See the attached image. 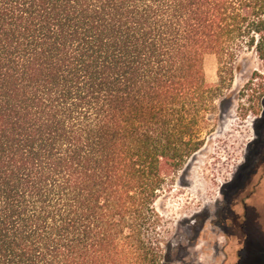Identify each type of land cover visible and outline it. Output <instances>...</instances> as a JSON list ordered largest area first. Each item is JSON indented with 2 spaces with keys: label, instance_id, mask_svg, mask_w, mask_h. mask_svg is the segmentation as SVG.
I'll use <instances>...</instances> for the list:
<instances>
[{
  "label": "trees",
  "instance_id": "16d2710c",
  "mask_svg": "<svg viewBox=\"0 0 264 264\" xmlns=\"http://www.w3.org/2000/svg\"><path fill=\"white\" fill-rule=\"evenodd\" d=\"M247 50L264 0H0V264L171 262L156 201Z\"/></svg>",
  "mask_w": 264,
  "mask_h": 264
},
{
  "label": "rangeland",
  "instance_id": "374dc122",
  "mask_svg": "<svg viewBox=\"0 0 264 264\" xmlns=\"http://www.w3.org/2000/svg\"><path fill=\"white\" fill-rule=\"evenodd\" d=\"M219 66L215 53L205 55L209 83L219 82ZM233 66V82L217 100L216 112L209 115L213 128L206 133L203 147L156 201L161 217L159 237L164 252L172 255L166 264H216L214 249L220 240L211 233L210 222L202 228L203 215L207 211L214 214L237 167L252 158L256 133L264 130L260 121L264 116V58L247 50ZM222 74L228 76L225 70Z\"/></svg>",
  "mask_w": 264,
  "mask_h": 264
},
{
  "label": "flooded vegetation",
  "instance_id": "af4514ba",
  "mask_svg": "<svg viewBox=\"0 0 264 264\" xmlns=\"http://www.w3.org/2000/svg\"><path fill=\"white\" fill-rule=\"evenodd\" d=\"M260 121L264 127V116ZM256 134L252 158L237 167L214 214L203 215L202 228L210 222L220 240L216 264H264V130Z\"/></svg>",
  "mask_w": 264,
  "mask_h": 264
}]
</instances>
